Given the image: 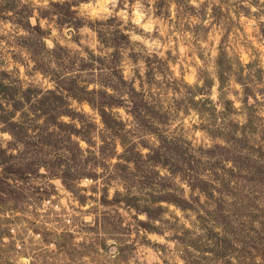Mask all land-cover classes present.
Wrapping results in <instances>:
<instances>
[{"label": "clouds", "instance_id": "obj_1", "mask_svg": "<svg viewBox=\"0 0 264 264\" xmlns=\"http://www.w3.org/2000/svg\"><path fill=\"white\" fill-rule=\"evenodd\" d=\"M0 85V264H264V0H0Z\"/></svg>", "mask_w": 264, "mask_h": 264}, {"label": "rangeland", "instance_id": "obj_2", "mask_svg": "<svg viewBox=\"0 0 264 264\" xmlns=\"http://www.w3.org/2000/svg\"><path fill=\"white\" fill-rule=\"evenodd\" d=\"M9 6H11V4H9ZM16 92V89L15 88H8V87H5L3 85H0V93H3L6 97H11V96H14ZM56 100H59V97H55ZM20 105L17 104L16 107H19ZM40 107H45L47 106V108H50L51 107V104L48 100V98H45L44 100L41 101ZM47 108H45V110H47ZM3 154L0 153V156H2ZM13 169L11 168H8V169H5L6 172H9V171H12ZM3 189L0 188V191H2ZM2 199H0V203H2Z\"/></svg>", "mask_w": 264, "mask_h": 264}]
</instances>
